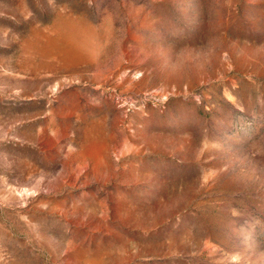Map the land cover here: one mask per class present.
Listing matches in <instances>:
<instances>
[{"label": "rangeland", "instance_id": "1", "mask_svg": "<svg viewBox=\"0 0 264 264\" xmlns=\"http://www.w3.org/2000/svg\"><path fill=\"white\" fill-rule=\"evenodd\" d=\"M0 264H264V0H0Z\"/></svg>", "mask_w": 264, "mask_h": 264}]
</instances>
